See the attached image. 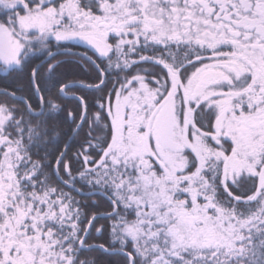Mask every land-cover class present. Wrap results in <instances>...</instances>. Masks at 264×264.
Here are the masks:
<instances>
[{
	"label": "snow or ice",
	"instance_id": "obj_1",
	"mask_svg": "<svg viewBox=\"0 0 264 264\" xmlns=\"http://www.w3.org/2000/svg\"><path fill=\"white\" fill-rule=\"evenodd\" d=\"M0 264H264V0H0Z\"/></svg>",
	"mask_w": 264,
	"mask_h": 264
}]
</instances>
